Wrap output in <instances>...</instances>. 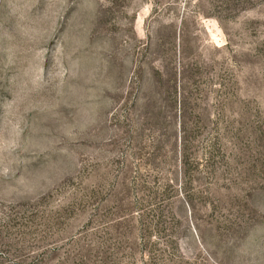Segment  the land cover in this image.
<instances>
[{
	"label": "rangeland",
	"instance_id": "rangeland-1",
	"mask_svg": "<svg viewBox=\"0 0 264 264\" xmlns=\"http://www.w3.org/2000/svg\"><path fill=\"white\" fill-rule=\"evenodd\" d=\"M0 264H264V0H0Z\"/></svg>",
	"mask_w": 264,
	"mask_h": 264
}]
</instances>
